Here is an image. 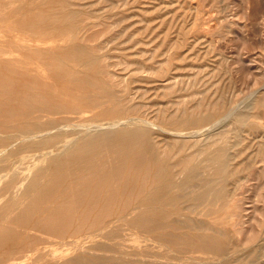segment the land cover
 Masks as SVG:
<instances>
[{
  "label": "bare ground",
  "instance_id": "obj_1",
  "mask_svg": "<svg viewBox=\"0 0 264 264\" xmlns=\"http://www.w3.org/2000/svg\"><path fill=\"white\" fill-rule=\"evenodd\" d=\"M84 1L0 0V264H246L263 254L264 93L239 108L227 87L198 77L190 89L206 88L189 100L174 82L153 97L135 89V78L169 79L175 38L162 34L160 69L142 47L132 61L125 4ZM131 62L141 76L123 79ZM229 115L232 128L204 132ZM29 155L37 163L16 168Z\"/></svg>",
  "mask_w": 264,
  "mask_h": 264
},
{
  "label": "rangeland",
  "instance_id": "obj_2",
  "mask_svg": "<svg viewBox=\"0 0 264 264\" xmlns=\"http://www.w3.org/2000/svg\"><path fill=\"white\" fill-rule=\"evenodd\" d=\"M118 1L119 0H115V3ZM89 3H94V0L84 1V4L86 5H90ZM120 3L123 5L125 4L124 10L125 12L127 10V14L129 13L128 16L127 14L125 15L127 16V20H129V23H126L127 21L125 22L126 26H133L131 27L132 29L128 27L130 30H127L128 28L125 29V33L129 36L128 37L125 34V41L130 39L132 35L130 36L129 34L131 33L136 36V38L134 36V40H130L131 42L127 41V45H125L127 48L126 53H130L128 59L135 61L134 58L136 57V52L142 47V52L140 53L145 59H147L146 57L149 58L151 56L150 54L153 53L156 56V65L159 66L162 64L160 62H164V58L161 56L166 52L165 45L161 43L163 42L161 38L164 39L162 36L163 33L164 36L168 33L170 36L169 39L171 40L175 38L173 43V45L175 44V47H173L174 50L177 49L176 51L173 49L171 50L176 59L174 58L172 60L173 63L170 64L168 80L162 78L153 82H146L141 81L139 78H135L133 83L135 89L148 90V95L153 97L156 93L167 90L165 84L168 82H174V84L178 83V85H176L177 88H183L182 93L179 94L181 98L178 99L189 100L190 96H194L196 90H200L201 87V90L206 88L205 86H202L203 84H206L204 82H207L208 84L214 82V85L223 87V89L227 87V91H223V93L225 92L224 95L226 96L228 103H231L232 106L235 105V107H238L239 105V108H245L246 105L248 106V104L253 101V97L255 98L258 94L264 93V0H120L117 4ZM106 5V8H111L110 5H112V3ZM168 22H170V25ZM146 25L149 26L147 27L148 29L146 28ZM181 26H184V28ZM261 27H263V29ZM144 28L146 31H149H144ZM178 28L181 30H178ZM164 30L166 32H164ZM182 30L184 31L182 32L184 35L188 32L185 37H182V34L180 33ZM142 32L144 35H142ZM138 33L139 35L144 36H140L141 39H147H143V41L145 44H149L148 46L150 47H147L144 42L141 43L147 48L142 44L138 45L133 42L139 37V35H137ZM179 33L181 35L178 37L177 34ZM148 34H151V37ZM172 35L173 37H171ZM152 39L154 40L153 42ZM180 39H182V41ZM180 41L183 42V44H180ZM184 41L186 43H184ZM178 45L179 48H177ZM160 47H162V49H160ZM144 50L146 53L143 52ZM178 56L181 57L180 59L186 57L183 61L180 60ZM129 65L128 70L120 71L122 78L129 80L131 73H136L137 76L140 77L141 73L138 71L137 63L131 62ZM160 66L157 67V69H160ZM197 77L199 78V82L203 84L199 83L201 86L198 84V88L190 89V86L192 88V83L194 81L198 83ZM195 78H197V80ZM206 78L208 80H206ZM223 78L226 81L224 82L227 86L225 83L223 84ZM218 79L221 80L220 83ZM217 83L220 85H217ZM185 89L190 90L188 91L189 93H187ZM209 125L205 127V129L203 128L205 130L204 132H206V130L210 131V128L212 127L217 128L223 125V127H229L230 125L233 126L232 115L225 116L221 120ZM205 134L201 135L200 138H205ZM15 160V166L19 169L32 167L37 163V160L33 155H29L24 160ZM244 195L249 196L250 194L246 192ZM257 228L258 227H255L256 231H259L260 229L258 230ZM260 241H262V239H257L255 243H260ZM263 248L264 245L261 248L259 247L260 250L258 249L259 251L262 250L261 252L263 254L258 251L259 255L252 260L248 259L246 264H264V258L262 257L264 255ZM152 249L158 251V249L152 247V253H154ZM245 253L246 252H241L240 255L244 257ZM29 263L31 262L23 261L21 264ZM235 263L236 262L234 261L233 264ZM38 264L42 263L40 262Z\"/></svg>",
  "mask_w": 264,
  "mask_h": 264
}]
</instances>
